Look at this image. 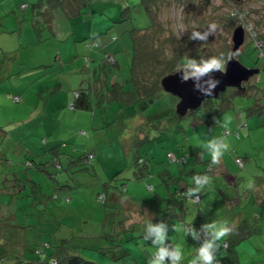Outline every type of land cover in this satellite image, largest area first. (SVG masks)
Returning <instances> with one entry per match:
<instances>
[{
    "label": "rangeland",
    "instance_id": "rangeland-1",
    "mask_svg": "<svg viewBox=\"0 0 264 264\" xmlns=\"http://www.w3.org/2000/svg\"><path fill=\"white\" fill-rule=\"evenodd\" d=\"M108 1H111V3L115 5V7H118V16H120L122 7L126 6L122 4L131 6V8L129 9L130 18L129 20L124 21V23L128 25L129 28H131L133 25L146 26L148 24L149 19L146 13L143 11L142 7L139 5L140 0H97V4L95 7V10L97 11L96 14L98 12H104L106 14H110V16H115V14L111 15L112 13L101 11L103 10L102 7L106 5ZM219 2L220 0H211L212 5H218ZM5 4L8 6L9 0H5ZM171 15V17L173 18V25L179 30L182 29L183 21L181 22V9L173 6ZM160 16L163 20H165L166 14L164 13V11L160 14ZM263 18L264 16H262V14L260 13L255 14L253 20L256 21L255 28L259 31L263 30L264 32ZM0 31L8 33L7 29H0ZM57 31L60 35V25L58 26ZM66 33L67 32H65V34ZM14 34L17 35L18 32H15ZM115 34L117 36V40L113 42V46L117 49L121 48L119 52L122 53L123 56H121L120 58L124 57L123 60H127L125 65L127 68L129 66L128 63L130 56L125 55V49L127 50L129 46L126 48H122L123 45L121 43V39L126 37V34L119 33L118 31H115ZM62 42L64 43L65 41ZM90 42H93V40ZM41 47L43 52L49 53V44H45L42 46V44L38 43L33 45L31 43L28 44L25 41L19 43V38L17 37V39H15V43L10 46L9 38L1 39L0 37V186H2L0 187V243H3L7 247L10 246L12 249H15L19 248L17 242L21 243V245L25 244L24 242L34 245L36 244V242L40 241L39 238H41L42 240H55L59 238L68 239L71 237V239H69V245H74L76 253H79L82 258H87L95 261L96 263L103 264L105 262L104 259H102V257L105 255L104 251L107 250L110 253L119 254V251H115V247H118L116 243L118 240L119 242L124 243V247L126 249H133L135 256L139 254V251L140 253H143L146 259H149V257L154 254L156 249L151 245L150 241H145L142 235L137 234L135 236H131V231L125 230L121 236H118L117 231L121 228L116 231H112L109 230L108 226L104 228V233H101V229L100 227H98V224L101 226L100 220H103V223H105V219H108L106 222H110L109 219H113L114 223H122L124 227H127V225L129 224L131 226H138L142 224L146 226L150 219H148L147 217L146 219L144 217L140 219L139 212H146L147 210H157L156 203L151 207H145L141 204V201L146 204H149L150 202H148L147 198L142 193V190H144V185L140 186V184L143 181H138L135 178L137 170L134 163L132 168H123L126 165L130 166L134 154H136L137 150L138 152L145 154L146 150L152 147V150L159 155L160 160H162L161 158H163L168 161L167 147L177 150L179 149L178 143L182 142L183 140L187 142V147L185 149L187 152H190V150H192L193 148L199 149V146L197 145L198 133H196V129L199 126V124H197L198 122L196 121L201 118L199 116L202 115L203 120L212 119L213 117H211V115H208L210 107H225V105L231 106L227 111L228 116H231L232 111H234L235 113L241 112L244 116V107L247 108L250 104H253L257 101L256 91L253 93H249L250 91L247 92L248 90H244L243 94H237L239 93L238 89L227 88L226 91L220 92L218 98H214L211 101V106L210 104L203 102L195 110H189L187 116L178 119L176 121L177 126H181L182 130L177 127L176 133L173 128L175 126V123H173L169 131L159 129L156 130V133L152 132V135H156L159 137L153 138V136L150 135L149 140L144 143H138L139 138L141 136L143 137L144 134H147L150 131L148 130L150 122L146 124V128L141 129V134L143 135H138L135 131L132 130H129V133H125L126 129H124L122 122L118 121V119H120L122 116H119L118 119L117 116L114 117V112H122V114L124 115V111H126V109L124 110L125 107L122 104H118L116 108H95L96 115L93 121L92 111L94 110H78L81 113H85L81 114L78 117V123L81 128L80 130H86L87 132H90L89 138L82 135L77 136L78 129L75 122L60 124L63 130L56 131L51 136H55L59 138V140H63V142H65L66 144L72 142L71 140H75V142H77V144L75 145L76 151H74L76 154L75 158H77L79 154L86 151L96 152V148L101 149V165L97 164L98 169L96 166L95 168L87 166V170H79L80 165H77L75 170H72L71 172H67L65 170L61 171V173H64L65 176H61V174H59L60 172H56L52 165L48 167L50 172H53V175H56V180L59 181V184H61L60 181H63L64 179H69L73 184H75L74 188H59L60 192L62 189H64L65 191L72 190L76 191L77 193L72 203H69V205H65L63 209H59L57 206L60 204L54 203V200H49V203L45 204V196L47 194L54 198L50 187L56 185V181L52 178H49L50 175L47 172L40 171L39 169H35L34 167H28L25 164L27 159H33L34 156L26 155L24 154V152H22L21 154L15 152L14 156H9V149L11 147L15 146L14 149H16V151H18L20 147H23V149L26 150L27 144H29L28 140L23 134L26 129V125L25 122L21 120H23L27 116V112H29L28 106H30L31 102L33 101V99L31 98V92H28L29 96L26 95L25 98L22 97L24 105H19L22 101L14 102L13 96L18 94L15 90L19 86H23L26 84L34 86V82L29 84V81L36 76L35 71L25 70L24 72L16 74H13L12 71L20 67H25L26 64H28L29 59L33 57ZM236 58L246 67L259 69V71L250 76L247 81L243 82L242 86L247 88V85L251 83L263 88L264 46L261 49L256 48L252 40H250L249 36L245 35L244 42L241 44ZM45 69L52 70V67L48 66L45 67ZM44 78L45 74L41 79L36 81V84H38V82L42 84V82H44ZM175 100L179 99L177 97L175 98L173 94L162 90L155 99L147 103L148 106L145 113L146 115L148 114L154 116V118H151V120H156L157 118H159L157 115H161L163 113L162 116H165L168 110H170L171 112H175ZM141 107L134 105V107H129V110L130 112H133V109L136 112H141L144 108ZM220 118H223V114ZM213 119L214 120L211 121L213 122L211 123V127L218 128L220 125V123H216V121H218V118ZM166 120L167 119H164V121ZM239 123H241V120H238L237 124ZM237 124L235 127L231 128L232 135L234 136L237 135L235 131L236 127L238 128V132H240L241 134H243L242 131L246 128H242L240 127V125L237 126ZM205 127H207L208 129L210 128L207 125ZM161 131L163 132L162 134L160 133ZM240 138L247 139V137ZM6 139H11V141L9 140L8 143L10 146L8 149H5L7 145V143H5ZM50 140L51 139H48V141ZM59 140L58 142H60ZM131 141L134 142L132 146H130ZM42 146L50 147V143L47 142ZM69 147H71V145ZM130 148H132L133 150L131 151ZM61 150H65V147ZM128 151H131V153L127 154ZM163 153H165L166 156L163 157ZM191 156H193L192 153ZM191 156H188L187 158L189 159L191 158ZM9 160H12L11 164L8 163ZM16 165L18 166L16 176L17 178L19 176V178L13 180V178L10 177V180L5 182V186L11 188L4 189V183L1 182L2 172L4 170L5 173L6 169L9 166V168L11 169V171L9 172H12ZM175 167L177 171L178 169H180L179 166L177 167L176 163ZM18 180H20V183L25 184V189L16 192V194L14 192L12 193V191H8L12 190L15 187L14 185L16 182L18 183ZM101 181L107 182L108 189L106 190L110 191L112 190V187H116L118 189V187H122V182H128V190L126 191V194L130 197H133L132 199L134 201L132 205L130 204V206H128L129 214L132 213V217H127V215L125 214L126 212L124 210V206L119 205V208L114 207V205L105 207L103 203H100V201H98L97 194L103 189V187L101 186ZM20 193L23 196H21ZM107 193L108 201L112 204V202L109 200V194L111 193L109 191ZM165 194H167V192H165ZM141 195L144 196L145 200H138L140 199ZM204 198L205 200L201 202V205L203 203L201 208H203L204 205L205 207H207L212 204L210 198L208 199L206 196ZM122 201L126 202L127 200L125 201V199H122ZM68 202L69 201H64L63 203L67 204ZM198 203L199 202H197V204L191 203L189 201L187 202L186 207L189 209L188 213L190 215V219H186L187 222L188 220H193L191 218H193L194 214L198 212L200 205ZM217 207H220V205H215L213 209V211L216 213L219 210ZM46 210L48 211L50 217L53 218V220L39 219L42 213L45 215ZM223 212H225L224 208ZM261 213L262 216L258 214L254 216L251 214L248 221L244 220V223L250 224V222H257V226L263 228L264 211ZM105 214L108 216L105 217ZM179 218H182L181 215H179ZM162 220L167 222V219L164 220L163 218ZM176 220L177 219L173 217L170 219V222L175 226L177 223ZM152 222L156 223V219L152 220ZM168 226V236H171V238L175 240L178 235L172 230V225ZM258 232L259 231L257 230V233L255 232L256 234H251L249 237L245 238L237 245L236 249L239 254L241 262L240 264H264V232ZM24 234L26 236H24ZM75 234L77 236H73ZM90 234L100 235L96 238H86V236H89ZM173 235L175 236V238L173 237ZM137 239L139 241L138 245L134 244L135 240ZM181 241L182 239L180 238L179 242ZM130 242H132V245ZM143 242H145L146 245L142 244ZM186 243V251L185 253L183 252V255L186 256L185 258H188L192 254V251L190 252L192 245L190 241ZM112 244H114L115 246L112 247ZM176 245H178L177 242ZM221 245H223V241L221 242ZM144 247H148L151 255H148L144 251H141ZM120 255L121 253L116 258H111L113 263L127 264L128 262L130 264H138L137 260H134L133 257L129 255ZM106 256L109 257V254ZM185 258L182 260V264H187ZM111 260L109 258V261L112 263Z\"/></svg>",
    "mask_w": 264,
    "mask_h": 264
},
{
    "label": "trees",
    "instance_id": "trees-1",
    "mask_svg": "<svg viewBox=\"0 0 264 264\" xmlns=\"http://www.w3.org/2000/svg\"><path fill=\"white\" fill-rule=\"evenodd\" d=\"M62 3V5H64L67 10L71 9L69 4H66L65 2ZM24 5L25 4L21 5L22 8H24ZM123 5L126 6L122 7L120 20H129V9L131 6H128L127 4ZM139 5L146 13L149 20L146 26L133 25L127 31L130 34H128L130 36V44L127 50L125 49V55L130 56L128 63L129 66L126 68L125 65L127 60H123L124 57L120 60H117L114 55L105 51L106 53L102 57L100 63L103 68L101 67V71L95 74L96 80H98V82L94 85L90 83V85H92L91 87H86L82 90H74L72 93L73 99L70 102L69 108L75 110L78 108L87 109L89 106L92 107V102L90 103L88 100V94H90V97L95 99V102H93L95 106L103 108L106 106V103L109 104L110 102L122 104L125 107L124 110L126 109V111H124V115L122 113H118V118L119 116H122L121 118L124 119V117L127 116L129 120H132L134 116L136 117L137 115L144 114L142 116L143 122L141 121L139 124L135 125V132L138 135H143L141 134V129L146 128V124L150 122L148 127V130L150 131L147 134H144L143 137L141 136L139 138L138 143H144L149 140L152 132L156 133V130L164 129V131H169L170 129H168L167 126L170 124L168 122L170 121V118L176 119V116L178 118H183L188 114L178 115L177 113L175 114L174 112L168 110L165 116H162V113L161 115H157L159 118L156 120H151V118H154V116L148 114L146 115L145 113L148 106L147 103L155 99L159 93L164 90L161 85L162 78L170 73L175 72L177 68L183 64L184 58L186 56L199 59L200 57H210L223 54L225 58H227L231 54L232 30L239 24L243 26L245 35L249 36L256 48L261 49L264 46V32L263 30L259 31L255 28L256 21L253 20L255 14L261 13L262 16H264V0H220L218 5H212L211 0H140ZM173 6L181 9V22H183L182 29L180 30L173 25V18L171 17ZM163 11L166 14L165 20H163L160 16ZM233 13H235V15ZM35 21L39 20L36 19ZM35 21H33V23ZM212 23L217 24L218 29L214 35H209L206 43L189 39L191 32L204 31ZM43 25L38 26L42 28ZM253 33L255 35H253ZM110 57L113 58L112 61L109 60ZM245 90H248L247 92L250 91L249 93L256 91L257 101L253 104H250L245 109L244 117L247 118V116L249 117L251 115H257L258 118L261 117L260 120H263L257 125L261 126L262 131H264V87L261 88L256 84L253 85L250 83L247 85V88L245 87ZM13 100L14 102H20L22 98L19 95H14ZM212 100L213 99L204 100L203 102L210 104L212 103ZM133 104L144 107L143 111L136 112L134 109L133 112H130V110L128 111L127 108L129 109V107H134ZM211 105L212 104H210V106ZM224 109V106H216L213 108L210 107L208 115H211V117L215 118ZM164 119L167 120L164 121ZM134 121L136 122V120ZM204 122L207 126L212 123L209 119L204 120ZM175 125L176 126L173 128L176 133L177 127L182 130L181 126H177V123H175ZM239 125L240 127L244 128V119H242L241 123H239L237 126ZM169 128L171 127L169 126ZM224 131L225 130H222L221 133L223 134ZM80 133L82 136L89 137V134L87 135L88 132L86 130ZM160 133L162 134L163 132L161 131ZM236 134L239 137L238 131H236ZM152 136L153 138L159 137L156 135ZM76 144L77 142L72 140V142L68 144V147L71 145L69 148L66 146L67 144L65 142H60L57 145L50 147L44 146L42 154L43 156H34L33 159H27L25 164L28 167H34L40 171H45L50 176H53L54 174L53 172H50L48 168L51 165L54 167L56 172L60 173L63 170L71 172L72 170H75L77 165H80L79 170H87V166H91L92 168H95V166L97 167V164L95 163V152L86 151L79 154V156L75 158L76 154L74 151H76ZM178 146L179 149H172L169 151L170 153L167 155L168 161L166 160L159 162L157 165L156 163H153V158L147 153L142 154L137 150L136 154H134L130 166L132 167L133 163L136 166L135 168L137 171L135 178L138 181H143L142 184L144 185V190H142V193L147 198L148 202H150L149 204H146L141 201V204L145 207H151L153 204H157L156 211H138L140 214L139 216L140 219H142V217L145 219L146 217L150 219L152 218V214H158L160 215V220L163 218L166 220L165 218H167V222L170 221L171 218L175 217L177 219L175 226L178 227L180 224L188 225L193 223V226L199 229L201 226L199 223L196 221L187 222L186 219H184L185 207L189 201L186 198L185 193L189 188L195 186L193 182V178L195 176L206 174L211 177L212 180V174L214 172L215 165H211V157H206L207 153H205L203 158L199 157V159L197 158L195 160L193 167L186 169L188 165L187 157L191 156L192 153L193 156H191V158L194 159L196 158L194 155H199L203 149H200L197 153H194L193 151L187 152L182 142L178 143ZM64 147L65 150H61ZM244 157L245 156L238 154L234 156V163L240 168L238 174L241 178L246 177L242 172L244 168ZM175 163L177 164V167H180L178 171L176 170L175 174L170 173L167 170L165 172V166L170 164L175 165ZM195 166H203V169L198 170ZM262 169L263 172L261 171L259 176L256 177L255 174L250 175L251 178L256 181V183H258V186H264V164ZM5 174L6 180H2L4 184L6 181L10 180V177L13 178V180L19 178V176L18 178L16 176L17 171H12L11 173L5 172ZM121 184L122 187H118V189L116 187H112V194L116 195L123 204L126 202L122 201V199H125L126 201L129 200L128 198L133 197H130L126 194V191L128 190V182H122ZM15 185L18 189H22L23 187V183H20V180H18V183L16 182ZM101 186L103 189L97 194L98 201L103 203L105 207L114 205V207L119 208L117 203L111 204L108 201V193L106 190L108 189L107 182L101 181ZM5 188L8 189L9 187L6 186ZM165 192H167V194H165ZM253 194L254 197L257 198L261 196V192L258 188L254 190ZM144 196L141 195L140 199L138 200H145ZM200 200L201 193L198 202H200ZM130 201H132V203L134 202L133 199ZM158 206H160V208H158ZM128 208L126 205L124 206V210L126 212L125 214L129 218L132 217V213L129 214ZM179 215H181L182 218H179ZM106 216L108 215L105 214V217ZM205 219L208 221V217ZM248 219L249 218L245 220L248 221ZM107 220L108 219L104 220L106 224L103 222H100L101 226L98 224V227L101 229V233H104V228L108 226L109 230L112 231H116L121 228L117 231L118 236H121L125 230L131 231V236H135L137 234L143 236V234L139 231L140 229H138L139 227L141 228L145 226L143 224L138 226H131L129 224L127 227H124L122 223H114L113 219H109L110 222H106ZM160 220L156 219V222H159ZM244 222L245 221L243 219L237 223L238 227L236 232L225 238V241H223L222 249L220 251L221 253H217V259L220 261V264H240L241 262L239 254L236 249L237 245L251 234H254L255 232L257 233V230L261 233L264 232V227H258L257 222H250V224ZM100 234H90L89 236H86V238H96ZM180 238L182 239L181 242H179ZM39 239V242L41 243L36 242L34 245L27 242H24L25 244L21 245V243L17 242L16 240L19 248L15 249L0 243V264H99L93 260L82 258L79 253H76L74 245H69V239H71V237L68 239L59 238L55 240ZM175 240L178 244L177 246H181L184 253L186 251V242L190 241L192 245L190 252L192 251V254L188 258H185L186 256H184L186 263L188 264V261L195 255L196 248L199 247L198 242L193 241L191 237L185 238L184 235L181 234L177 237V239L175 238ZM175 240L173 242H168L171 245H176ZM138 242L139 241L137 239L135 240L134 244L138 245ZM116 243L118 247H115V251H119V254L121 253L120 256L129 255L133 257L134 260L136 259L138 264H147L148 259L144 257L143 253L138 251L139 254L135 256L133 249H126L124 247V243L119 242L118 240ZM130 243L132 245V242ZM142 244L146 245L145 242ZM112 245V247L115 246L114 244ZM141 251L151 255L148 247H144ZM104 253L105 255L102 257V259H104L105 262L103 264H115L111 258H116L119 256V254L110 253L107 250L104 251ZM108 254L109 257L106 256ZM109 258L112 263L109 261ZM127 264L130 263L127 262Z\"/></svg>",
    "mask_w": 264,
    "mask_h": 264
},
{
    "label": "crops",
    "instance_id": "crops-1",
    "mask_svg": "<svg viewBox=\"0 0 264 264\" xmlns=\"http://www.w3.org/2000/svg\"><path fill=\"white\" fill-rule=\"evenodd\" d=\"M62 2L69 4L71 9L67 10L66 7L62 5ZM22 4H25L24 8H22ZM96 4L97 0H9V4L7 6L5 4V0H0V29L8 30V33L0 31L1 39L9 38L10 46L15 43V39H17V37L19 38V43L25 41L26 43H31L32 45L36 43L42 44V46L45 44L50 45L49 53L43 52L41 47L39 51L29 59L28 64H26L25 67H20L12 71L13 74L21 73L25 70L35 71L36 76L29 81V84L34 82V86L26 84L23 86H19L15 90L18 93L17 95L21 96V98H25L26 95L29 96L28 92H31V98L33 99V101L31 102V105L28 106L29 112H27V116L23 120H21L25 122L26 129L23 134L25 135V138L28 140L29 144H27L26 150H24L23 147H20V149L16 151V149H14L15 146L11 147L9 149V156H14L15 152H17L18 154L24 152V154L30 156H43L42 154L44 146L42 145L48 142L50 143V146H54L60 142H63V140H59V138L51 136L56 131L63 130L60 124L75 122L79 134H77V136L82 135L80 132L84 130H80L81 128L78 123V117L81 114L85 113H81L80 111H78L81 108H78L76 110L69 108L70 102L73 99V91L91 87L92 85H90V83L94 85L98 82V80H96L95 74L101 71L102 66L100 63L102 57L106 53L105 51L114 55L117 60L121 59L120 57L123 56V54L119 52L121 48L117 49L113 46L114 41L112 39V36H116L115 31L126 34V37L121 39V43L123 45L122 48H126L130 44V36H128L129 33L127 32L129 30V26L126 25L124 21L120 20L121 15H117L118 7H115V5L111 3V1H108V3L102 7L103 10L101 11L112 13L111 15L115 14V16H110V14H106L104 12H98L96 14ZM36 19H38L39 21H35ZM33 21L35 22L33 23ZM38 25L43 26L41 28ZM59 25L61 29L60 35L57 31ZM15 32H18V34H14ZM65 32L67 33L65 34ZM89 39L90 41L93 40V42H90ZM62 41L65 42L63 43ZM97 42H99L98 47L95 46ZM48 66L52 67V70L45 69V67ZM44 74V82H42V84L40 82L36 84V81L41 79ZM243 93L244 92H239L237 94ZM88 95V100L90 101V103L92 102L93 106H89V108L81 110H94L92 111L93 121L96 115L95 108L99 106H95L93 103L95 102V99L93 97H90V94ZM176 97L177 96H175V98ZM177 102L178 100L174 101L175 106ZM115 104L116 103L111 102L109 104L106 103V106L103 108H116L118 103L116 105ZM19 105H24V101H22ZM135 106L137 105L135 104ZM230 107L231 106L225 105V109L219 115H217L215 119L218 118L217 120L222 123L224 118L228 116L227 111ZM245 109L246 108L244 107V110ZM127 110L129 111L128 108ZM117 114L118 113L114 112V117L118 116ZM222 114L223 118H220ZM143 115H137L136 117L134 116L132 120H129L127 116H125L124 119H118V117L117 119L119 122H122L124 129H126L125 133H129V130H136V124H139V122L141 121L143 122ZM231 116L233 117V122L230 125L231 128L235 127L238 120L242 119H244L245 121L244 127L246 128L242 131L243 134L238 132L239 137L237 135H231L227 137L228 142L231 145V151L224 154L220 164L215 165V169L212 174V183L210 186H206L205 189L201 192V200L198 203L200 204L198 212H196L193 218H191L193 219L191 220L192 222L196 221L200 225L225 218L230 222L239 223L240 220L249 218L251 214H258L262 216L261 212L264 211V186H258V183H256L255 181V189L258 188L261 192V196H259V198L254 197L253 193L255 189L248 190L247 188L248 181L252 179L250 175L255 174V176L257 177L260 175L261 171L263 172L262 166L264 164V131H262L261 126L257 125L263 119L260 120L261 117L258 118L257 115H251L249 117L247 116L246 118L241 112L235 113L234 111H232ZM199 117V119L196 121L198 122L197 124H199L196 129V133H198L197 145L199 146V149L193 148L192 150H190L194 153H197L200 149H202L201 145L203 143H206L209 139L221 136V132L222 130H224L220 125L218 128H213L211 127L212 124L208 125L210 127L208 129L207 127H205L206 125L202 115ZM178 119L180 118H178L177 116L176 119H170V121H168L170 123L167 126L168 129H170L169 126L172 127V124L176 123L175 121H177ZM134 120H136V122ZM209 120L212 121V119ZM235 131H238L237 127ZM88 134H90V132H88ZM240 137H247V139H243ZM48 139L51 140L48 141ZM9 140L11 141V139L5 140V143H7L5 149H8L10 147L8 144ZM58 140L60 142H58ZM133 143L134 142L131 141L130 146H132ZM182 143L184 144V148L186 149L187 142L183 140ZM66 146L68 147V144ZM130 150L132 151L133 149L130 148ZM167 150L168 153H170L169 151L172 150V148L167 147ZM131 151H128L127 154H130ZM95 153V163L101 165V149L96 148ZM146 153L153 158V163H156V165L159 162L166 161L163 158H161L162 160H160L159 155L152 150V147L146 150ZM236 154L245 156L243 158L244 168L243 171L241 170L246 176L244 178H241L239 176L238 173L240 171V168L234 163V156ZM162 156L164 157L166 156V154L163 153ZM209 156L210 155L206 154V157ZM195 157L196 158L194 159L189 158L187 160L188 165L186 169H190V167H193V163L197 158L199 159L200 156L196 154ZM8 163L11 164L12 160H9ZM9 167L6 169V172L11 173L9 172L11 171ZM195 167L198 170L203 169V166ZM126 168H128L127 165L123 169ZM129 168L132 167L129 166ZM164 168L165 172L166 170L173 174H175L176 172V167L174 164L167 165ZM17 169L18 166L16 165L13 169V172L17 171ZM59 174H61V176H65V174L62 173ZM5 178L6 174L3 170L1 180L4 181L6 180ZM49 178L55 180L56 185L50 187L54 198L47 194L45 196V204L49 203V200H54V203L60 204L57 207L59 209H63L65 205H69V203H72L77 193L76 191H65L64 189H62L60 192L59 188H74L75 184H73L69 179H64L63 181H60L61 184H59V181L56 180V175L49 176ZM3 181L1 182L3 183ZM14 186L15 187L12 190L8 191H12V193L14 192L16 194V192L25 189L24 183L22 189H18L16 185ZM140 186H143V184L141 183ZM5 187L6 186L4 184L3 188L6 189ZM112 190H107V192L109 191L111 193L109 194V198L112 201V204L117 203L121 206L126 205L127 208L128 206H130V204L132 205V201H130L132 200V198H128L129 200H127L126 203L122 204L117 196L112 194ZM205 196L208 199H211L212 204L207 207H205L204 205V207L201 208V206L203 205V203L201 205V202L205 200ZM64 201L69 202L67 204H64ZM217 204L220 205V207H217L219 210L216 213L213 211V209ZM158 208H160V206H158ZM223 208L225 212H223ZM188 211L189 209L185 207L184 219H190ZM43 215L44 214L42 213L39 219L53 220V218H51L48 214L47 210L45 211L46 216ZM152 216L153 217L150 219L160 220V215L152 214ZM206 217H208V221L207 219H205ZM100 221L103 222V220ZM166 223L168 225H172L173 229V223H171L170 221ZM138 229H140V233L144 234L145 226L141 228L139 227ZM174 232L178 236H180V234L183 235V233H181L180 231ZM24 236L26 235L24 234ZM173 237L175 238L174 235ZM169 241H174L171 236H169ZM221 249L222 246L218 251L219 254L221 253Z\"/></svg>",
    "mask_w": 264,
    "mask_h": 264
},
{
    "label": "clouds",
    "instance_id": "clouds-1",
    "mask_svg": "<svg viewBox=\"0 0 264 264\" xmlns=\"http://www.w3.org/2000/svg\"><path fill=\"white\" fill-rule=\"evenodd\" d=\"M235 15V13H233ZM218 25L212 23L204 31L191 32L189 39L197 40L206 43L209 35H214L217 31ZM253 35H255L253 33ZM113 41L117 39L115 35L112 36ZM95 46H99V42ZM230 54L227 58L223 54L210 57H200L199 59L186 56L183 64L177 68L176 72L181 73V80L186 82L189 79L193 81L194 90L199 91L202 95L211 96L214 89L218 86L220 81L213 78V72L224 73L226 71V64L232 59ZM233 122L232 116L224 118L220 126L225 130L219 137H213L206 143L201 145L203 151L199 153L200 158H203L207 153L211 157V165H218L221 162L225 153L231 151V145L227 137L232 135L230 125ZM210 165V167H211ZM194 187L189 188L185 196L191 203H197L200 199V193L206 186L212 183L211 177L208 175L195 176L193 178ZM256 187L255 181L250 179L247 184L248 190H254ZM237 223L230 222L228 219H220L204 223L199 229L193 226V223L188 225L180 224L178 227L173 226V231H180L184 237H191L193 241H197L199 247L195 250V255L188 261V264H220L217 259V253L221 248V241L234 234L237 230ZM169 226L161 220L153 223L152 220L145 226L143 239L150 241L151 245L155 247V252L149 257L147 264H181L184 259L183 250L181 246L169 244ZM43 259V257H42Z\"/></svg>",
    "mask_w": 264,
    "mask_h": 264
},
{
    "label": "water",
    "instance_id": "water-1",
    "mask_svg": "<svg viewBox=\"0 0 264 264\" xmlns=\"http://www.w3.org/2000/svg\"><path fill=\"white\" fill-rule=\"evenodd\" d=\"M244 39V28L239 24L233 28L231 33V54L234 53V55H232V59L226 64V71L224 73L217 71L211 74L213 78L220 81L211 96L202 95L199 91L194 90L191 79L186 82L182 81L180 72L175 71L162 78L161 85L163 89L177 96L179 99L176 104L175 113L185 115L189 110L198 108L204 100L218 98L220 92H224L227 88H236L239 92L245 90L242 83L258 72L259 69L246 67L237 60L236 56Z\"/></svg>",
    "mask_w": 264,
    "mask_h": 264
},
{
    "label": "built area",
    "instance_id": "built-area-1",
    "mask_svg": "<svg viewBox=\"0 0 264 264\" xmlns=\"http://www.w3.org/2000/svg\"><path fill=\"white\" fill-rule=\"evenodd\" d=\"M110 61H112L113 60V58L112 57H110V59H109Z\"/></svg>",
    "mask_w": 264,
    "mask_h": 264
}]
</instances>
